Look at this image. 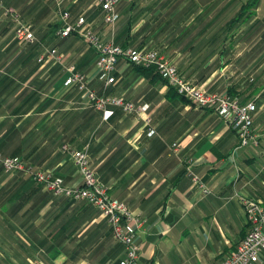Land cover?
<instances>
[{
  "label": "crops",
  "instance_id": "obj_1",
  "mask_svg": "<svg viewBox=\"0 0 264 264\" xmlns=\"http://www.w3.org/2000/svg\"><path fill=\"white\" fill-rule=\"evenodd\" d=\"M0 1L34 27L42 46L60 54L59 62H37L41 47L33 49L35 55L23 51L30 44L16 43L14 22L0 10V142L7 144L6 156L29 160L78 185L77 167L61 146H86L97 181L144 220L136 229L135 264H219L233 252L249 228L241 199L264 207V34L259 40L255 28L257 20L264 26V0H255L252 15L232 28L239 35L230 41L223 40L225 26H198L194 14L206 8L202 3L190 7L182 1L181 10L195 11H184L189 17L184 26H171L172 34L160 32L150 15L164 12L171 0H120L113 32H102L104 40L116 42V33L131 25L129 46L156 48L207 92L231 85L236 93L242 89L239 81L255 78L247 90L257 108L252 130L258 144L240 147L233 156L238 139L230 124L177 94L155 71H138L119 59L116 83L104 88L90 46L79 38L59 44L55 30L62 25V10L70 11L71 22L84 14L92 26H105L95 12L96 0ZM247 1L220 0L215 7H225L220 17L227 19ZM213 14L208 10V18ZM70 65L98 94L147 104L155 133L147 135L145 121L118 106L105 112L87 107L76 87L64 85ZM175 141L182 147L179 156L168 149ZM185 160L207 193L192 185ZM48 192L0 165V264H118L122 247L99 210ZM259 258L254 264H264V250Z\"/></svg>",
  "mask_w": 264,
  "mask_h": 264
},
{
  "label": "built area",
  "instance_id": "obj_2",
  "mask_svg": "<svg viewBox=\"0 0 264 264\" xmlns=\"http://www.w3.org/2000/svg\"><path fill=\"white\" fill-rule=\"evenodd\" d=\"M119 1L96 0V4L100 5L102 22L108 28L107 32L113 29L119 19L117 10ZM0 10L2 15L9 17L14 22L13 37L19 45L39 43L41 50L37 62L44 64L47 62V58H55L59 62V52L55 48L42 46L31 24L23 21L14 8L6 6L0 1ZM70 19L68 10L61 11L62 25L55 30V34L65 37L73 32L94 50L95 67L99 76L104 79V88L108 84L116 83L113 73L119 59L128 64L152 68L169 87L175 89L177 94L199 108L212 109L230 124L238 139V144L231 151V156L240 147L258 144V136L252 130L253 116L257 109L253 100L240 102L222 92H207L201 86L185 79L177 71L176 66L159 54L156 49L123 47L114 42L112 37L104 40L101 35L93 31L84 14L78 15L73 22ZM67 71L68 75L64 80V85L76 87L86 105L102 112H105L108 106H118L125 113L140 116L147 126V135L151 136L155 133L154 128L149 125L147 104L135 103L125 100L122 96L108 95L104 92L98 94L90 86L89 78L84 73L77 71L75 66H68ZM181 148L179 141L168 145L169 152L175 156H179ZM61 150L67 153L76 165L81 184L68 185L51 169L33 166L19 156H6L0 153V165L6 172H23L54 196L84 200L96 207L110 225L113 238L122 247V256L118 259V264H135L139 256L136 229L141 227L144 220L138 214L131 212L125 202L109 196L106 188L97 181L89 162L86 146L81 149H71L67 144H63ZM185 161H187L185 162L186 171L192 185L199 191L207 193L208 188L191 170L192 162ZM241 203L249 227L248 231L240 239L236 249L225 256L219 264H254L259 261L260 252L264 250V207L258 201L248 198H242Z\"/></svg>",
  "mask_w": 264,
  "mask_h": 264
},
{
  "label": "trees",
  "instance_id": "obj_3",
  "mask_svg": "<svg viewBox=\"0 0 264 264\" xmlns=\"http://www.w3.org/2000/svg\"><path fill=\"white\" fill-rule=\"evenodd\" d=\"M182 1H185V3H187V4L189 3L190 7H193V6L197 7L198 3H202V5L204 7H206V8H204L205 10L204 11H199V13L194 14L195 21L199 22L198 26H225V29L223 31V34H224V39L223 40H227L228 39L229 41L231 40L232 35L236 36V34H237V32L233 33L234 29H232V28L236 27V26H243L246 23V21L248 20V17L250 15H252V12L249 11L250 8H252L255 5V0H250V1L245 2L243 5H241V7L238 10V12H236V14L234 16L228 17L227 21H226L225 18H221L220 17V13L225 7H220L219 9H217L215 7L216 3H218L220 0H171L170 6L167 7V9L164 12H162L160 10V12L158 14L150 15L151 18H152V21H153V26H155V27L160 26V30H159L160 32L161 31H164V32L167 31V32H169L171 34L173 33V30H174V28L171 27V26H184L183 23L185 22L187 17H189V14H185L183 12L184 11L186 12L188 10L189 11L190 10H194L195 11V9H188V10L187 9L186 10L183 9V10H181L180 6H181V2ZM207 4H209V5H207ZM94 8H96L95 12L96 11L100 12V10H101L100 9V5H97V4L94 6ZM208 10L215 13V14H213L211 16V18H208L209 17ZM94 14L96 15L97 13H94ZM204 18L205 19L207 18V19L205 20ZM219 20H220V22H219ZM223 20H225V21H223ZM259 23H260V21L257 20V23H256L257 26H255V28L258 29V32H260V35H261L260 37H261V40H262V36L264 34V26H262V21H261V24H259ZM130 26L131 25H128L127 27L125 26L126 28L124 30H121V31L116 33V35H115V39L116 40L115 41H116L117 44H119V45H121L123 47L129 46L128 43L125 40H127L128 37H129ZM54 27H57V26H54ZM32 28L34 30L33 26H32ZM187 31L188 30H186V32ZM208 33H210V32H208ZM78 38L79 37L72 32L68 36L60 37L58 42H59V44L63 43L62 46H64L65 44L70 43L71 39L75 40V39H78ZM39 42H40V39H39ZM83 43H85V42H83ZM29 46H30V48H28V49L24 48L23 51L26 50V51L32 52L33 55H35V52L33 51V49L37 48V51H39V48H40L39 43L30 44ZM131 47L135 48V49L147 48V47H143V46H140V45H131ZM151 49H156V48H151ZM37 54H38V52H37ZM36 60H37V58H36ZM130 65L135 67L136 70H138V71H148V70L154 71L152 68H148V67L145 68V67H141V66H137V65H133V64H130ZM156 74H157V72H156ZM254 81H255V78H246V80L239 81L238 85H240L239 87L242 88V89L238 90L236 93L233 92V91H235L234 90L235 86H231V85L227 86L224 90H221L219 92H222V93L228 95L229 97L236 98L240 102H246V101L249 100V98H252V97H250V96H252V94H250V92L248 93L247 87H248L249 84L253 83ZM172 89H174V88H172ZM29 97H32V95H27V98H29ZM87 107H90V106L87 105ZM90 108H92V107H90ZM6 147H7L6 142L5 141H1L0 142V153L1 154L8 155L7 152L3 151V149L5 150ZM24 160L27 161L28 163H30L31 165L35 166L29 160H26V159H24ZM19 173L24 174L23 172H19ZM25 177L28 180H30L32 183L40 185L41 187H43L41 184L34 182L29 176L25 175ZM15 193H16V196H18L17 190L15 191ZM48 194H49V196L53 195L50 191L48 192ZM60 197H62L64 199L72 200V199H69V198L64 197V196H60ZM74 201H79V200H74ZM1 258H3V257L1 256Z\"/></svg>",
  "mask_w": 264,
  "mask_h": 264
},
{
  "label": "rangeland",
  "instance_id": "obj_4",
  "mask_svg": "<svg viewBox=\"0 0 264 264\" xmlns=\"http://www.w3.org/2000/svg\"><path fill=\"white\" fill-rule=\"evenodd\" d=\"M240 9V8H239ZM65 10H67V9H65ZM63 11V10H62ZM69 11V10H68ZM201 11H204V9H202ZM70 12V11H69ZM228 17H231V15H229L228 14V16H227V18ZM98 19V18H97ZM226 21H227V19H226ZM97 22H98V20H97ZM219 22H220V20H219ZM222 22V21H221ZM90 24H91V27H92V29H93V31L95 32V33H97V34H99V35H101L102 36V32L104 31V30H108V28H107V26H102V24L100 25V26H92V23L90 22ZM115 25H116V23H115ZM114 25V26H115ZM114 26H113V28H114ZM101 31V32H98V31ZM110 32H113V29L112 30H110ZM240 33H242V32H240ZM239 35V34H238ZM238 35H236V37H234V38H237V36ZM259 40H261V37L260 38H258ZM256 44V43H255ZM66 183V182H65ZM67 184V183H66Z\"/></svg>",
  "mask_w": 264,
  "mask_h": 264
}]
</instances>
